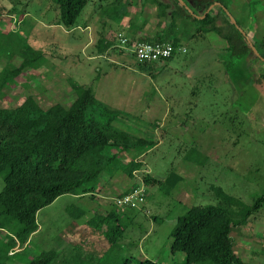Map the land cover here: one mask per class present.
<instances>
[{
    "label": "rangeland",
    "instance_id": "1",
    "mask_svg": "<svg viewBox=\"0 0 264 264\" xmlns=\"http://www.w3.org/2000/svg\"><path fill=\"white\" fill-rule=\"evenodd\" d=\"M228 2L239 19L240 11L244 16L254 14L252 21L264 26V0ZM4 4L0 8V14L4 13L0 15V64L9 59L20 63L22 58L14 53L26 42L43 53L38 67L27 68L15 85L5 86L4 104L17 106L29 95L44 106L68 103L75 96L74 80L123 111L120 127L159 141L140 157L144 165L134 180L115 177L108 191L96 199L90 194H64L43 207L38 212L40 229L26 260L53 246L58 251L54 264H123L125 257L133 263L147 257L160 264H182L186 253L173 255L170 248L179 215L194 204L217 203L220 187L245 203L264 192V64L255 61L254 54L247 62L250 79L237 87L224 75L225 50L203 39L187 38L188 51L180 49L159 74H153L121 45L119 34L132 40L152 38L159 21L155 6L142 7L140 1L131 4L130 14L118 22L115 18L123 5L117 0H88L77 23L67 27L57 23L54 0H6ZM24 8L27 14L18 21L5 16ZM137 12L140 19L147 18L143 33L131 30L129 24L128 17ZM115 34L118 37L113 40ZM107 38L113 43L101 47ZM165 99L172 107L164 111ZM171 126L178 131L165 132ZM173 172L182 176L178 186L146 184L147 175L164 179ZM108 178L106 173L103 183ZM131 183L144 189V200L126 212L130 207L121 206L116 198ZM3 185L0 174V190ZM72 204L98 214L115 208L120 221L128 225L124 238L111 240L113 232L107 228L98 230L87 223L78 226ZM233 236L242 258L251 264L264 263V208L233 231ZM16 250L21 247L17 245Z\"/></svg>",
    "mask_w": 264,
    "mask_h": 264
},
{
    "label": "trees",
    "instance_id": "2",
    "mask_svg": "<svg viewBox=\"0 0 264 264\" xmlns=\"http://www.w3.org/2000/svg\"><path fill=\"white\" fill-rule=\"evenodd\" d=\"M139 1L142 7L155 6L159 18L153 37L140 36L141 40L170 41L180 46L187 34L196 37L214 30L222 36L226 41L224 67L236 87L250 79L251 75L246 74L247 62L254 53L225 7L264 57V26L252 21L254 14L244 16L240 11L239 19L229 8L228 0H185L194 13L180 0H138L136 3L117 0L123 7L117 13L116 21L129 15V5ZM215 1L221 5L215 4L202 18L196 15L199 8L205 12ZM54 3L57 23L70 27L77 23L88 0H54ZM15 10L14 14L7 10L5 16L17 15L22 19L27 14L25 8ZM137 13L129 19L131 30L136 33L143 30L147 22V18L140 19V12ZM117 37L115 34L113 40ZM111 40L107 38L105 44L102 41L101 47H109L113 43ZM14 55L22 58L20 63L9 59L4 65L0 64V174L4 178L0 190V264H54L58 251L53 246L44 247L25 259L32 239L40 229L38 212L64 194H90L96 199L108 191L112 178L134 180L136 171L144 165L140 157L159 141L120 127L118 120L123 111L110 107L98 99L90 87L74 80L71 83L75 96L68 103L59 101L44 106L29 95L19 105L7 106L2 102L6 96L5 86L15 85L27 68L38 67L43 60L42 51L35 50L29 42ZM254 60L264 64L258 55ZM140 65L146 70L159 67L157 61H140ZM261 77L264 78V68ZM106 173L110 179L103 183ZM180 179L182 176L176 172L164 179L145 177L147 185L163 187L166 183L178 186ZM136 185L131 183L118 195L128 193ZM217 195V203L191 205L177 217L171 231L170 248L173 255L178 251L186 253L182 264H249L238 253L233 231L248 224L264 208V192L252 203L226 193L222 187L217 190ZM72 207L75 206L72 204ZM75 209L78 226L87 223L98 230L107 228L113 232L109 236L111 240L124 238L128 225L120 221V212L115 208H106L101 214L78 206ZM126 209V212L132 210ZM17 245L21 250L14 251ZM123 264L160 263L147 257L133 263L132 258L125 257Z\"/></svg>",
    "mask_w": 264,
    "mask_h": 264
},
{
    "label": "built area",
    "instance_id": "3",
    "mask_svg": "<svg viewBox=\"0 0 264 264\" xmlns=\"http://www.w3.org/2000/svg\"><path fill=\"white\" fill-rule=\"evenodd\" d=\"M119 38L121 45L128 49L137 60L141 62H155L165 60L173 56V54L180 50H186L181 46H176L170 41H145V40H132L127 35L120 33ZM144 189L136 187L130 192L116 198L118 204L123 207H139L140 203L144 200ZM253 264H264L256 263Z\"/></svg>",
    "mask_w": 264,
    "mask_h": 264
},
{
    "label": "crops",
    "instance_id": "4",
    "mask_svg": "<svg viewBox=\"0 0 264 264\" xmlns=\"http://www.w3.org/2000/svg\"><path fill=\"white\" fill-rule=\"evenodd\" d=\"M5 2H6V0H4ZM167 1H170V0H167ZM5 2H3L2 3V5L0 6V8H4V6H5ZM215 2H217V1H215ZM214 2V3H215ZM0 3H1V0H0ZM213 3V4H214ZM215 4H217V3H215ZM214 4V5H215ZM209 9V8H208ZM207 9V10H208ZM206 10V11H207ZM211 10V9H210ZM209 10V11H210ZM205 11V12H206ZM199 13H198V15H203V14H205V12H204V9L203 8H199V11H198ZM4 14V13H3ZM2 14V15H3ZM1 15V14H0ZM11 16H13V18L16 20V21H18L19 20V18H18V16L17 15H11ZM130 17H128V19H129ZM202 18V17H201ZM155 25H153V27H154ZM153 27H151V30L152 31H150V32H153L154 31V28ZM141 33H143L144 32V29L143 30H141L140 31ZM193 39V40H195V41H200L201 39H203V40H207L209 43H210V45L212 46V44H214V47L215 48H217V50L218 49H220L221 51L222 50H226L225 49V47H226V41L224 40V38L222 37V36H220L216 31H214V30H211V31H208L207 33H205V34H203V35H198V36H196V37H192L190 34H187V35H185L183 38H182V42H181V44H180V46L182 47V48H186V50H183L182 49V52H187L188 51V49H189V46H188V43L186 42V39ZM220 39H223V40H220ZM179 51V50H178ZM178 51H176L174 54H173V56H175L177 53H178ZM173 56H171L170 58H172ZM170 58H167V59H165V60H161V61H157L158 62V64H159V68L157 69V68H155L154 70H153V74H159L160 73V71H161V69H162V65H165V64H167V61L170 59ZM224 75H226V76H228V74H227V72H226V70H224ZM165 103L166 104H163V106H161L162 108H164V111H165V108L166 107H168V108H171L172 106H171V103H170V101H168L167 99H165ZM166 114H168V111L166 112ZM165 129V128H164ZM163 129V130H164ZM180 128H179V125H178V130H179ZM166 130V129H165ZM164 130V131H165ZM177 129H173L172 130V126L171 127H169V128H167V130L165 131V132H176V131H178ZM136 134H139V133H137L136 132ZM146 136V135H145ZM244 259V258H243ZM244 260H249V259H244ZM249 264H251V263H249Z\"/></svg>",
    "mask_w": 264,
    "mask_h": 264
},
{
    "label": "water",
    "instance_id": "5",
    "mask_svg": "<svg viewBox=\"0 0 264 264\" xmlns=\"http://www.w3.org/2000/svg\"><path fill=\"white\" fill-rule=\"evenodd\" d=\"M180 1H181L182 4H185L186 8L189 9L191 13H194V10H193L188 4H186L185 0H180ZM215 3H217V4H221V2H215ZM215 3H214V4H215ZM214 4H212V5L209 7V9L205 12V14H203V15H198V14H196V15H197L198 17H204V16L209 12V10L214 6ZM225 10H226V12H227L229 18H230L231 21L233 22V24H235V25L237 26V28H238V29H239V30L245 35V37H246V39H247L249 45H250L251 48H252L253 53H254L255 55L260 56V58L264 61V57H262V56L260 55V52L258 51L257 47H256L255 44L253 43L251 37L247 34L246 30L238 24L237 19L235 18V16H234L229 10H227V8H225Z\"/></svg>",
    "mask_w": 264,
    "mask_h": 264
}]
</instances>
